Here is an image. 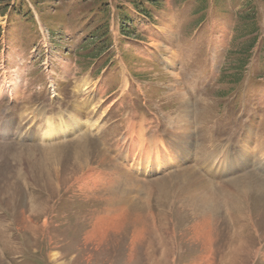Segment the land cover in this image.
I'll list each match as a JSON object with an SVG mask.
<instances>
[{
  "label": "rangeland",
  "instance_id": "rangeland-1",
  "mask_svg": "<svg viewBox=\"0 0 264 264\" xmlns=\"http://www.w3.org/2000/svg\"><path fill=\"white\" fill-rule=\"evenodd\" d=\"M248 119L261 155L264 0H0V264H264V188L244 216L216 198L211 248L192 200L198 175L264 184L258 164L208 171Z\"/></svg>",
  "mask_w": 264,
  "mask_h": 264
},
{
  "label": "bare ground",
  "instance_id": "bare-ground-1",
  "mask_svg": "<svg viewBox=\"0 0 264 264\" xmlns=\"http://www.w3.org/2000/svg\"><path fill=\"white\" fill-rule=\"evenodd\" d=\"M77 107H78L77 101H74V103L71 107L72 111H75L76 115H79V112L76 111ZM41 113H42L40 115L41 122L45 125L43 135L45 137H47V136L50 137L52 135L61 134V133H59L60 131H57V129H58L57 125L59 127H61L62 123L64 122L63 120L65 119V117L63 115L49 117V116H47L48 113H46L45 110H43ZM38 117H39V115H38ZM184 122H185V120H184ZM184 125L185 124H183V126ZM74 126L79 127L80 125L76 124ZM135 127L136 126H133V128H135ZM252 127H254L253 122L250 119H248L247 123H246V130H245L246 134H245L244 140H243L241 145H238L237 150L231 149L232 148L231 147L232 142L230 144L229 140L226 142H217L216 150H210V152L207 153V156L205 153L203 155L204 158L202 157V155L197 154V156L195 157V162L198 163V166H199L200 161H201V160H199V157L201 159L202 158L205 159V156L209 157L211 164H209L210 167H208V166L207 167L209 169L208 171H211V173H213V174H214V172L216 174L217 172H221V171H223L225 173H232L233 175L241 174L242 171L247 170L248 166H252V164H258V168H260L261 171L264 170V143L263 142L259 143L260 149L262 151L261 155L256 154L255 151L250 149V143L252 141V135L250 134V131H251ZM138 129H139L138 134H141V135H138V137L134 136L133 139L138 138L137 140L139 141L141 147L139 146V148H138L139 152H137L136 150H134V152L137 154V156L140 154L143 156V158L145 159V162L147 164V167H149V168L152 167V164L159 167L158 166L159 165V156H158L157 151L159 149L158 148L159 144H162L161 140H156V139H151V138L146 139L144 136L145 134L141 133L142 131H141L140 127ZM249 134H250V136H249ZM190 135L191 134L189 132V129H185V130L181 131V133H178V136L182 140H184L185 142L189 140ZM145 143L148 144L147 148L143 147V144L145 145ZM189 143H190V141H189ZM239 143H240V141H239ZM134 144H133V148L136 149L137 146H135ZM184 144L185 145H183V143H182V146L184 148L188 149L187 143H184ZM234 149H236V148L234 147ZM198 150H199V148H198ZM132 155H134V154H132ZM167 160H168V162L170 161L169 159H167ZM203 162H206L208 165V161L206 159L202 160L201 164H203ZM238 163H240V164H238ZM214 164H215V166H214ZM213 167L215 170H213ZM162 168H163V165H162L161 169ZM216 168L218 170H216ZM208 171H206L207 175L210 174ZM244 176L246 177L245 174H244ZM214 178H216V177L214 176ZM236 179H238V178H236ZM231 181L232 180H228L226 183H224V186L223 185L220 186V189H219L215 185H213L212 183L207 181L206 178L204 179L201 175H198L196 180H194V184L191 185V187L194 189L193 197H192L193 204H196L199 207V214L201 213V217H202V223H200L196 227V229L199 230V233H200V235H199V233H197V241H200L201 237H203V240L205 241L207 248H211L212 247L211 245L214 242L212 230H213V226H215V221L217 220V216H218V209H219L218 205H220V203H221L219 200L221 199L223 202L225 200L226 205H227V203H229L228 207L233 202L236 203L238 205L241 216H244V214H245L244 213L245 208L243 207L245 204L244 201L248 198L250 199V194H249L250 191L252 192V190L255 191V190H259L261 188H264V184L258 185L254 181L250 182L251 181V179H250V181L242 180L239 189H237V188L232 189L231 188L232 184L233 183L235 184L236 181H238V180H233L232 182ZM261 193L262 192L256 194V196L258 197L257 199H259V196ZM216 198H219V200H217ZM217 201L220 202L218 205H217ZM229 213H230V215H233L232 211H230ZM257 217L259 219L262 218L263 217L262 213L258 214ZM249 219L253 220V217H251ZM244 220L246 221L245 218H244ZM243 224L246 225L245 222H243ZM211 256H213V255L211 254V255H208L206 258H203L202 259L203 263H200V264H205V263L209 264L210 263L209 260H210Z\"/></svg>",
  "mask_w": 264,
  "mask_h": 264
},
{
  "label": "trees",
  "instance_id": "trees-1",
  "mask_svg": "<svg viewBox=\"0 0 264 264\" xmlns=\"http://www.w3.org/2000/svg\"><path fill=\"white\" fill-rule=\"evenodd\" d=\"M150 3V2H149Z\"/></svg>",
  "mask_w": 264,
  "mask_h": 264
}]
</instances>
